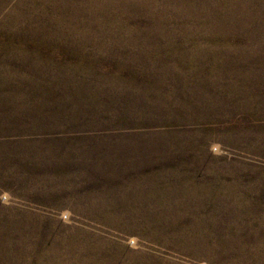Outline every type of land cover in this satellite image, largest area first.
<instances>
[{
  "label": "rangeland",
  "instance_id": "rangeland-1",
  "mask_svg": "<svg viewBox=\"0 0 264 264\" xmlns=\"http://www.w3.org/2000/svg\"><path fill=\"white\" fill-rule=\"evenodd\" d=\"M0 264H264V0H0Z\"/></svg>",
  "mask_w": 264,
  "mask_h": 264
}]
</instances>
